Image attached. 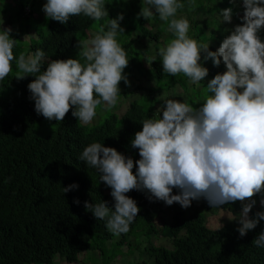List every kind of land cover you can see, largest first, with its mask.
<instances>
[{
  "label": "trees",
  "instance_id": "trees-1",
  "mask_svg": "<svg viewBox=\"0 0 264 264\" xmlns=\"http://www.w3.org/2000/svg\"><path fill=\"white\" fill-rule=\"evenodd\" d=\"M13 1L10 8H15L17 15L8 17L7 24L13 29L12 38L20 41L13 49L14 55L43 50L46 59L42 71L47 70L52 60L79 59L84 63L79 56V41L87 40L88 32L97 34L101 26L106 31L105 21L122 13L124 20L120 26L125 34L119 35L117 40L129 60L124 74L130 85L136 82L134 89L139 93L134 96V91L128 92L129 86L121 81L119 85L123 89L119 99L123 102L129 99L124 111H119L118 104L110 111L99 106L98 120L84 125L70 110L63 122L51 121L56 125L53 131L40 134L34 130L46 118L36 113L35 101L30 99L28 90V84L35 77L17 80L16 64L12 62L13 71L0 81V264H52L55 256L67 264H77L84 260L79 256L86 251L97 252L102 258L100 264H108L117 255L123 256L121 247L132 242L128 237L142 234H161L173 245L172 249L145 246L144 251L154 264H264V248L253 245L264 232V220L241 238L235 223L223 224L215 230L208 228L205 216L198 210L200 207L211 212L219 208L238 211L242 209L239 201L213 208L207 200L200 199L198 207L188 215L180 207L169 221L162 219L159 229L156 221L161 219L165 203L154 197L150 199L147 190L126 193L137 202L140 212L129 231L113 242L110 255L106 254L107 244L118 235L108 230L106 219L97 220L87 211L84 202L106 201L114 210L115 201L110 194L111 188L101 182V173L80 159L84 148L91 143H101L133 161L141 159L139 149L133 148L131 142L135 134L142 131L145 120L159 118V115L163 118L162 112L156 117L157 107L166 101H162L161 96H169L179 88L184 102L199 108L206 95H210L205 93L208 82L223 72L217 70L210 59L206 64L202 54L201 63L209 69V75L198 85L192 84L182 73L165 74L158 51L175 37L167 32V25L158 16L150 20L137 18L143 0H104L109 17L96 22L81 14L70 17L67 24L51 19L45 21L43 10L39 19L32 23L28 18L36 3L42 0ZM180 2L185 8L178 10L177 18L188 19L189 37L208 44L210 51H217L232 28L242 24V0L234 3L231 0H195L191 8V0ZM7 7V3L3 4L0 11L10 9ZM227 8L233 10L231 24L223 23L219 16V11ZM258 35L264 43V29ZM25 36L28 37L24 41ZM147 57H155L150 66ZM221 61L223 63L222 58ZM137 167L133 168V174ZM72 184H77L78 189L64 193L63 188ZM172 194H180L179 189H173ZM76 199L79 205L74 203ZM262 210V207L253 208L249 216L254 219Z\"/></svg>",
  "mask_w": 264,
  "mask_h": 264
},
{
  "label": "clouds",
  "instance_id": "clouds-1",
  "mask_svg": "<svg viewBox=\"0 0 264 264\" xmlns=\"http://www.w3.org/2000/svg\"><path fill=\"white\" fill-rule=\"evenodd\" d=\"M242 2V24L236 25L213 52L208 44L189 37L188 19L177 18L178 10L185 8L180 0H143L137 18L158 16L175 37L158 51L165 74L182 73L198 85L209 75L201 63L202 54L215 67L222 58L227 71L208 82L205 93L210 95L201 107L169 99L159 110L162 119L159 115L143 122L142 131L131 142L141 159L133 161L101 143L84 148L80 159L101 173L100 180L111 188L115 201L114 210L106 201H85L84 207L97 220L106 219V227L113 234L127 233L139 215L137 202L126 195L133 190H147L150 199L168 206L178 203L184 209L191 207L193 200L205 199L213 208L239 201L242 211L236 230L241 238L264 220V211L257 212L254 219L249 216L257 203L254 197L264 194V43L258 35L264 29V0ZM194 6L195 0H191L190 8ZM42 10L46 18L62 24L81 14L96 22L109 17L104 0H47ZM219 16L223 23L231 24L232 8L220 10ZM123 20L122 13L108 19L106 31L101 26L92 39L79 41L84 63L79 59L52 60L46 71H42L45 52L37 49L17 57L13 49L20 41L12 38L11 27L0 25V81L13 71L15 61L17 80L35 77L28 90L38 115L63 122L71 110L79 123L89 125L99 106L109 111L117 106L121 81L130 86L124 74L129 60L117 40L125 34L120 26ZM154 59L147 57L149 66ZM78 187L72 184L63 192ZM173 189H179L180 194L173 195ZM74 203L79 205V199ZM260 205L264 207V198ZM253 245L264 248V232Z\"/></svg>",
  "mask_w": 264,
  "mask_h": 264
},
{
  "label": "rangeland",
  "instance_id": "rangeland-1",
  "mask_svg": "<svg viewBox=\"0 0 264 264\" xmlns=\"http://www.w3.org/2000/svg\"><path fill=\"white\" fill-rule=\"evenodd\" d=\"M7 3V8L12 7V5L14 4V1L12 0H7V1H2L0 0V8L2 7L3 4ZM47 3V0H42L39 1L38 3H36V5L33 8V14L28 18V20L32 23H35V20L39 19V16H41L40 14L43 13L42 8L43 5ZM15 8H10L5 12L0 11V25H2V27L4 28H8L9 25L7 24V19L8 17L11 16H15L17 15V10ZM44 18L45 21H47L48 18H46V14H44ZM17 25V24H16ZM15 28H17L15 26ZM233 31V28H232ZM95 36L94 32H88V39H92ZM25 41V40H24ZM145 43V42H144ZM213 64V61L210 60ZM209 63V61H206V64ZM210 65V64H209ZM214 66V64H213ZM215 67V66H214ZM217 70H221L223 73L227 71L226 66L222 63L219 67H215ZM127 71L126 68L124 70V72ZM222 73V74H223ZM136 85V82L134 81L132 85H130L128 87V92H133L134 91V96L136 94L139 93V90H135L134 86ZM145 85V84H144ZM120 91L123 89L122 86L119 85ZM179 100L180 102H184V95L181 94V91L179 88H177L176 90H173L172 92L169 93V96L166 95H162L161 96V100ZM124 100L121 98L119 99L118 102V106H119V111L122 112L125 110L126 106H127V102L129 101V99H126V102H123ZM163 103L161 105H159L156 109V117L159 114V110L161 109ZM98 115V113H97ZM99 116V115H98ZM98 116H96L93 120L92 123H94L96 121V119L98 120ZM91 123V124H92ZM89 124V125H91ZM55 124H52L51 121L45 119L43 121V123L41 124V126H38L34 131L35 132H39L40 134H46L49 133L51 131H53V126ZM55 128V127H54ZM178 195V194H177ZM261 198H264V194H258L256 197H254V199L257 201L256 205L253 207L254 209H258L259 207H262L260 205V200ZM241 204V202H240ZM242 205V204H241ZM181 205H179L178 203L173 204L171 206L168 205H164L162 207V214H161V219L156 221V225L157 227L160 229L162 226V219H165L166 221H169V218L172 216V214L175 212V210H177L178 208H180ZM197 200H193L191 207L185 209L186 210V215H188L191 210L193 208H197ZM264 211V207H262ZM198 210H200V212H202V215L205 216V224L208 228L210 229H218L221 225L226 224V223H235V225H237V227H239V223H238V219H239V215L242 211V209L238 210V211H228V210H223L222 208L219 209H215L213 212L211 211H204L202 210V208H198ZM121 235L116 236L112 242H109L107 244V250L106 254H108V256L110 255L109 253H111V247L114 241H118ZM128 237V236H127ZM128 240H131V245H125V247H121V250L124 252V255H128L127 257H121L122 254L117 255L115 257V259L111 260L108 264H154L153 259L150 258L146 252L144 251L145 246H161V247H165L167 249H172L173 245L170 241V239L168 237H164L161 234L159 235H151V236H146V235H136L133 236L131 235L130 237H128ZM127 247V248H126ZM144 251V252H143ZM84 257V260H82L80 263L78 262L77 264H100L102 261V258L98 257V253L97 252H91V251H86L80 254L79 258ZM100 260V261H99ZM52 264H67L62 258H60L59 256H55L53 263Z\"/></svg>",
  "mask_w": 264,
  "mask_h": 264
},
{
  "label": "built area",
  "instance_id": "built-area-1",
  "mask_svg": "<svg viewBox=\"0 0 264 264\" xmlns=\"http://www.w3.org/2000/svg\"><path fill=\"white\" fill-rule=\"evenodd\" d=\"M240 7L244 10L243 2L240 3Z\"/></svg>",
  "mask_w": 264,
  "mask_h": 264
},
{
  "label": "crops",
  "instance_id": "crops-1",
  "mask_svg": "<svg viewBox=\"0 0 264 264\" xmlns=\"http://www.w3.org/2000/svg\"><path fill=\"white\" fill-rule=\"evenodd\" d=\"M5 1H7V0H5ZM9 1V0H8ZM12 1V0H11Z\"/></svg>",
  "mask_w": 264,
  "mask_h": 264
}]
</instances>
